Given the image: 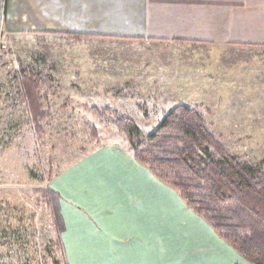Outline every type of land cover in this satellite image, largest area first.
Listing matches in <instances>:
<instances>
[{"label":"rangeland","instance_id":"374dc122","mask_svg":"<svg viewBox=\"0 0 264 264\" xmlns=\"http://www.w3.org/2000/svg\"><path fill=\"white\" fill-rule=\"evenodd\" d=\"M12 24L0 21V264H53L59 256L54 246L45 252L55 240V186L68 185L71 170L96 148L133 154L108 121L114 110L148 135L175 106L198 105L230 153L264 168L263 48L77 39L26 29L17 18ZM20 68L45 81L49 117L40 133L14 98L12 76ZM224 251L225 264H250L230 246Z\"/></svg>","mask_w":264,"mask_h":264},{"label":"crops","instance_id":"0c3cea01","mask_svg":"<svg viewBox=\"0 0 264 264\" xmlns=\"http://www.w3.org/2000/svg\"><path fill=\"white\" fill-rule=\"evenodd\" d=\"M4 16L105 39L264 46V0H0ZM78 164L50 195L67 264H225L229 246L132 153L102 146Z\"/></svg>","mask_w":264,"mask_h":264},{"label":"trees","instance_id":"16d2710c","mask_svg":"<svg viewBox=\"0 0 264 264\" xmlns=\"http://www.w3.org/2000/svg\"><path fill=\"white\" fill-rule=\"evenodd\" d=\"M12 81L17 105L24 109L32 130L40 133L42 122L49 117L43 103L45 81L26 68L17 69ZM104 111L105 115L110 112L108 108ZM113 113L108 121L125 135L137 163L169 185L241 258L264 264V168L230 153L198 105L175 106L148 135L132 117L117 110ZM42 195L50 205L49 194L43 191ZM52 224L55 240L48 239L45 252L54 246L59 256L53 257V264H67L54 217Z\"/></svg>","mask_w":264,"mask_h":264}]
</instances>
